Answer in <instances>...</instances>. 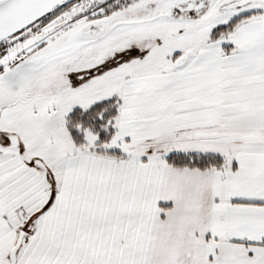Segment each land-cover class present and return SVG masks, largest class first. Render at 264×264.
Here are the masks:
<instances>
[{
  "label": "snow or ice",
  "instance_id": "obj_1",
  "mask_svg": "<svg viewBox=\"0 0 264 264\" xmlns=\"http://www.w3.org/2000/svg\"><path fill=\"white\" fill-rule=\"evenodd\" d=\"M0 264H264V0H0Z\"/></svg>",
  "mask_w": 264,
  "mask_h": 264
}]
</instances>
